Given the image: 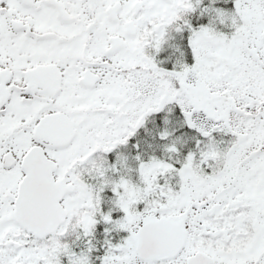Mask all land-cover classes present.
Listing matches in <instances>:
<instances>
[{"label":"snow or ice","instance_id":"obj_1","mask_svg":"<svg viewBox=\"0 0 264 264\" xmlns=\"http://www.w3.org/2000/svg\"><path fill=\"white\" fill-rule=\"evenodd\" d=\"M0 264H264V0H0Z\"/></svg>","mask_w":264,"mask_h":264}]
</instances>
